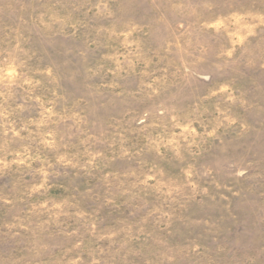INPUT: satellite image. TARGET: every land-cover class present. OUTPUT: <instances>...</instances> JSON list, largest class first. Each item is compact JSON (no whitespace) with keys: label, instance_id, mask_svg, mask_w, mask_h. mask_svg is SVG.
Listing matches in <instances>:
<instances>
[{"label":"rangeland","instance_id":"obj_1","mask_svg":"<svg viewBox=\"0 0 264 264\" xmlns=\"http://www.w3.org/2000/svg\"><path fill=\"white\" fill-rule=\"evenodd\" d=\"M0 264H264V0H0Z\"/></svg>","mask_w":264,"mask_h":264}]
</instances>
